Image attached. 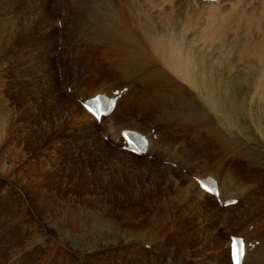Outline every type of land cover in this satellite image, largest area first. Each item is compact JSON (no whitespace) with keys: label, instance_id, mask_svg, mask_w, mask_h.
Instances as JSON below:
<instances>
[{"label":"rangeland","instance_id":"obj_1","mask_svg":"<svg viewBox=\"0 0 264 264\" xmlns=\"http://www.w3.org/2000/svg\"><path fill=\"white\" fill-rule=\"evenodd\" d=\"M90 1L0 0V264H226L229 233H245L252 226V231L259 230L257 223L264 222L260 185H253L259 192L252 203L230 210L205 196L187 200L183 208L179 203L185 199L176 187L189 186L198 193L194 176L210 172L250 184L264 172V165L254 161V151L264 153V137L252 123L243 131L233 121L226 129L211 113L202 119L192 116L199 109L197 101L208 106L177 77L170 84L185 85L184 103H191L194 94L195 106L174 102L182 116L176 112V120L157 124L150 113L140 114L150 88L158 87L149 77L158 84L165 78L159 60L146 55L148 29L158 31L159 38L187 39L221 25L217 38L224 40L219 42L222 48L207 51H221L225 73L239 82L246 72L264 73L262 36L254 27L247 34L246 22L226 17L221 8L214 16L180 0L165 8L161 0ZM232 20L238 21H233L236 28L230 26ZM114 86L131 88L125 92L132 96L120 106L127 105L130 112L118 109L116 116L89 131L81 121L87 118L82 112L89 114L79 99ZM74 111L81 119H72ZM242 119L250 122L249 115ZM152 123L150 129L169 141V160L156 159L165 147L158 156L137 155L143 159L138 160L100 142L121 150L106 132L118 134L120 127L133 124L147 132ZM111 125L116 129H109ZM256 192L250 191V197ZM64 214L77 222L87 216L88 225L72 227ZM95 219L109 222L115 235L110 240L97 236L96 245L85 247L77 235L80 230L88 233L90 222L96 226Z\"/></svg>","mask_w":264,"mask_h":264},{"label":"bare ground","instance_id":"obj_2","mask_svg":"<svg viewBox=\"0 0 264 264\" xmlns=\"http://www.w3.org/2000/svg\"><path fill=\"white\" fill-rule=\"evenodd\" d=\"M161 1H162V3L160 5H161V7H164V8L166 7V5H169V4L170 5H176L175 0H161ZM181 1L184 2L186 4V6H189V7H192V8H201V10L204 9L206 11L208 10L214 16L218 13L219 8L224 9L226 11V12L224 11L226 17H229V18L231 17V19L232 18H235V19L238 18L240 21L243 20L244 22H246V25L244 24L243 25V28L245 26L248 28L246 30V33L247 34H250L254 29H256L255 31L257 32V34H259V35L262 36V38L258 36L259 37L258 39L260 40L261 43L264 41V26H262V25H264V0H217V1L180 0V2ZM81 2H84V1H81ZM178 5H179V3H178ZM183 6L184 5H182V8H183ZM114 10H116V9H114ZM110 12H113V10L110 11ZM42 14H43V12H42ZM109 16H111V15H109ZM97 17H99V16H97ZM229 18H227V20ZM47 19L48 18H46V20ZM115 20H117V19H115ZM214 20H215V18H214ZM219 20L220 19H218L217 21L220 22L221 20L220 21ZM234 20H232V22L229 21L230 23H232L230 26H232V25H233V27L235 26L233 24V21ZM240 21H239V23H240ZM222 22L223 21H221L220 24H224ZM235 22L238 23V21H234V23ZM105 23H106V21H105ZM191 23H189V25ZM230 23H228V25ZM226 24L224 26H226ZM242 24H243V22H242ZM217 26L215 25L214 28H210V29L206 28L207 30H205L199 36L196 35L193 38H187V39L186 38H175V36H174V38H159L160 37V33L158 31H154V29H152V28L151 29L150 28L148 29L149 35H148V42H147V47H146L147 48L146 55L151 56V57L159 60V62L163 65V68H162V71L161 72H164L163 73V76L165 78H164V81L162 79L163 84H161V83L158 84L159 82L155 81V78L154 77H152V76L149 77L151 79V81L154 84H156V86H158V87H156V88H150L152 90V93H151V95H148V96L149 97L151 96V97H150V99H148V98L145 99L146 106L144 108H141V111L142 112H139V113L140 114L143 113V115H145L147 113H150V117L152 116V117L155 118L154 119L155 124L160 123L162 121H167V120H169V121L176 120V119H172V117L175 116L176 112H178L179 115H181L182 114V111H178L172 105V103H174V102L175 103L176 102L182 103L183 102V104H185V105L188 106V103H190L189 100H188V103H184L185 102V99H184L185 95L184 94L187 95V93L185 91L182 92V90L186 86H188L191 89L190 90L191 93H193L194 91H196V93H198V96L201 98L202 104L204 106H206V107L208 106L207 107L208 109H206V108H204L197 101V105L199 106V109H198V106H197L198 111L196 112L195 110H193L192 116H194L196 118L197 117L198 118L200 117V119H202L201 117H205L209 113H211V114H214L220 120L221 124L226 129L229 128L228 125H231V122L233 121V122L238 123L239 126H240V128H241V130H243V131L244 130H247V131L249 130V128L247 127L248 126L247 125V122H248V124L249 123H252L253 126L261 133L260 135H262L264 137V73H261V72L248 73V72H246L244 75L241 74L242 75L241 81L243 80V82L236 81V79L235 80H232V79L230 80L229 79V75H227L229 71H227V73H225V70L223 68V64L225 62H227V61H224V56L222 55V52L218 50L220 53L217 52L216 54L214 53L213 55H210L211 53L209 54L208 51H207L208 50L207 49L208 47H212V46H215L216 47L217 45L219 46V42L221 41L220 43H222L224 41L223 39H218L217 38L219 36V30H220L219 28L222 27L220 25L221 27L218 26L219 28H217ZM252 27H254V29H251ZM234 28H236V27H234ZM261 30L263 31V33L260 34L259 32H262ZM225 31L228 32V30H226V29L224 31L222 30V32H225ZM255 31L252 34H254ZM222 32H221V34H224ZM229 33L231 34L230 31H229ZM237 33L239 34V32H237ZM237 33H236V35H237ZM233 36L231 34V37H233ZM179 37H180V35H179ZM250 38H253V37H250ZM214 44H216V45H214ZM219 48L221 49L222 47L219 46ZM216 50H217V48H216ZM140 55H142V54H140ZM225 56H227V54ZM229 56L230 55H228V58H229ZM230 58L232 59L233 57H230ZM234 67L235 66H233L232 68H234ZM227 69H229V67ZM156 72H158V71H156ZM232 73H233V71H232ZM156 75L157 74H155V76ZM158 77H159V75H158ZM174 77H177L181 83L184 82L183 84H185L186 86L179 83L178 86L174 87V83L173 84H170V82L172 81V79H174ZM123 86H125V84H123ZM123 86H120L121 88L120 87H116V86H114V88L113 87L110 88V90H109L110 93L109 94L112 95L113 92L116 89H122L124 91V87ZM103 87H105V86H103ZM129 89H131V88H129ZM192 89H193V91H192ZM103 91H105V89H102V90L93 92L92 94H88V96H86L83 99L82 102H84L86 98L92 97L96 93L103 92ZM128 91H130V90H128ZM131 91H133V90H131ZM143 93H144V91H143ZM130 95H129V93L124 94L122 96V98L119 99V101L117 102V106H116L115 110L110 115L104 116L102 118V120H101L100 123L105 122L108 118H111V117L116 116V114L118 113V109L120 110L122 108H128V107H126L127 105L126 106H123L121 108H120V106H122V104L125 102L124 100L127 98V96H130ZM133 95H134V93H133ZM130 98L131 97H129L128 100ZM139 99L140 98H138V101L137 102L135 101L136 102L135 104L138 106V108H139V106L142 103L141 101H139ZM193 99H194V94H193L192 98H190V100H191L192 105L195 106V103H194V100ZM158 103L164 104V106L158 105ZM66 110H68V109H66ZM79 110H80V108H79ZM130 110H129V112H130ZM72 111H73V109H72ZM131 113H132V111H131ZM82 114L86 115L87 118L86 119L85 118H82V119L79 118V115L80 114L77 111L76 112L74 111L73 114H71V116L72 115L73 116L76 115L75 118L72 116V119L73 118L74 119H81V121L84 120V123L87 126L90 127L89 131L92 130L91 127H93V126L96 128V125L95 124H97L98 121H96V119L93 116H91V115H87L84 112H82ZM246 115H249L250 122L249 121H244V119H242V116H246ZM220 116H223V122L221 121ZM113 121H114V119H113ZM243 122H245L246 125ZM82 123H83V121H82ZM123 124H125V122ZM241 124H243L244 126H241ZM148 125L149 124H147V126ZM134 126H136V125L133 124L132 127L131 126L130 127H124V126H122V127H120V131H119L118 134H113L112 135V131H111L110 132L111 133L110 135H112V136L109 135V131L104 134V135H108L109 139L112 138V140H115L116 142L120 143L121 150H113L112 148L106 146V144H105L106 141L103 142V140H102L100 142L103 144L104 148L105 147L106 148H109L110 150L115 151V152H117V153H119L121 155L129 156V157L130 156L131 157L133 156V157H136L137 158V155H134V154L126 151L123 148V146L126 145V142L124 141V139L122 137V132L124 130H126V129H134L135 130L136 128H134ZM140 126H143V125H141V123H140V124H138V128H140ZM149 126L150 127H149V130L147 132H143L142 131V133H144L147 137H149L148 150H147L146 154L147 155L152 154V155H154L153 157H155V155H156L155 153H159V150L162 149V148H164L169 143V141L162 140L161 138H159L157 136L158 134L156 135V131H152L150 129L153 126L155 127L154 123H152ZM250 126H251V124H250ZM116 127H117V125L116 126L111 125L109 127V129L110 128L111 129H113V128L116 129ZM83 128L82 129L80 128V130H81L80 132H82ZM78 130L76 129L77 132H79ZM138 130H140V129H138ZM86 133H87V131H86ZM82 134H85V133L82 132ZM92 137L95 138L94 135ZM158 142H161V144L158 145ZM170 143H171V141H170ZM97 144H98V142H97ZM170 146H172V145H170ZM165 149H166V147H165ZM165 149H163V152L160 150L161 151L160 153H162V154H160L159 156L157 154L156 156H158V157H156V159H159V157H160L163 160L164 159L169 160V158H168L169 151L167 150L168 148L166 150ZM171 153H173V152H171ZM254 153H256L255 154V157H254V161H255V159H257L256 161H257L258 164L264 165V153H260V152H256V151H254ZM142 155H144V154H142ZM143 157H145V156H143ZM137 159L138 160H140V159L143 160L142 158H137ZM167 162H169V161H166L165 160V163H167ZM171 164H173V163H171ZM212 174H214V173H212ZM262 174H264V172L263 173L261 171L258 172V175H260L261 178L259 177V179H255V181H254V179L253 180H250L249 181V182H251L250 184H244V185H242L243 182L240 184L238 181H236L237 179L234 180L233 179V176H229L226 179H222L219 175H218L219 177H216L218 179L217 184H218V190H219V193H220L219 197L221 198V202L222 203H224L227 199H230V198H239V201L236 204H234V205L228 206L227 207V210H230L232 208H236V207L240 206V204H243V203H246V202L247 203H250V202L252 203V201H251L252 198L255 199L257 197V195H258V192H256L257 190L254 189L255 187L253 186L256 183H258L260 185L261 192H259V193H262L261 196H260L261 197V199H260V202L261 203L260 204L258 203V204H259V206H264V185H263L264 175H262ZM189 180L191 181V179H189ZM176 186H177V184H176ZM176 188L182 193L183 198L185 199V200H183V202L179 203V206H181L183 208H184V206L187 205L186 203L188 201H193V200H195V198L197 199V198H200L201 196H203V197L205 196V197H207V199L209 198L211 200H214L215 203H217V201L219 200L216 196H214L211 193L206 192L205 190H203L200 187H198L199 188V192L198 193L196 192L194 194L191 192V188L189 186H180L179 185V187H176ZM250 191L251 192H254V191L256 192V193H253L252 194L253 197L252 196L250 197V194H251ZM204 200H205V198H204ZM201 204H203V203L201 202ZM253 210H255V209L253 208ZM66 216L67 215L64 214L63 219L65 220V218H66L67 219L66 221H68V222H69V220H72L70 222V223H72V227H75L76 224H80V225L83 224V226H84V224H85V226L88 225L87 216L84 217V218L81 217L82 219L86 220V222L84 220H80V221L77 222L76 219L73 217V215H71L70 218H69V216L68 217H66ZM260 216H262V215H260ZM78 217L80 218V216H78ZM96 219H95V222L97 223V225L95 226L94 225L95 223H91L90 222V225L88 227L89 228L88 233L87 232H84V231H82V230L79 229L80 232L77 235V237L79 239V242L82 243L83 246H85V247L87 246V247H90L91 248V246L89 244L96 245L97 242H98V240H100L101 238L102 239L110 240L111 237H114V235H115V233L113 231V227L114 226H112L109 222H107V223H100V221L99 220L96 221ZM174 220H175V218H174ZM102 222H103V220H102ZM172 222H174V221H171V223ZM181 222H183V221H181ZM66 224H69V223H66ZM257 225L259 227L258 228L259 230L256 229L255 231H252V229L254 227V226H252L250 229L247 228V231H245V233H237V232L229 233V235H228L229 236L228 249H227V252L226 251L224 252V258H225V263L226 264H232L231 257H230V243H231V237H232V235L246 237L245 238V241H246V244H247V248H246V253H245L244 260H243V264H264V250H262V248L264 249V231L263 230H260V227H263L264 228V222H258ZM64 226H65V224H64ZM250 226H251V224L249 225V227ZM71 232H70V234H71ZM95 233H96V235H95ZM256 233L257 234H260V235H263V236H261L259 238L258 237H254V235L255 236L257 235ZM86 234L89 235V236H87ZM97 236H99V239L98 240H97ZM252 237L253 238H257V239L252 240ZM257 240H260V242L258 244L256 243ZM250 243H256V245L254 247L258 246L257 249L254 250V247H252V245ZM85 249H87V248H85ZM105 250H107V249H105ZM227 254H228V257H227ZM93 256H94V254H93Z\"/></svg>","mask_w":264,"mask_h":264},{"label":"crops","instance_id":"obj_3","mask_svg":"<svg viewBox=\"0 0 264 264\" xmlns=\"http://www.w3.org/2000/svg\"><path fill=\"white\" fill-rule=\"evenodd\" d=\"M136 106H137V105H136ZM126 109H127V108H125V109L123 108V110H126ZM127 110H130V109H127ZM116 115H117V114H116ZM122 123H124V122H122ZM257 176H258V179H259L260 175L257 174L255 177H257ZM260 178H261V177H260ZM256 179H257V178H256ZM255 189H256V188H255ZM258 190H259V189H258ZM258 190H257V192H259Z\"/></svg>","mask_w":264,"mask_h":264}]
</instances>
